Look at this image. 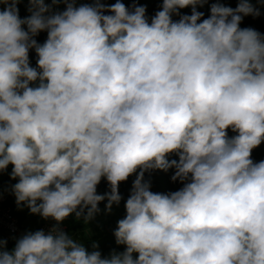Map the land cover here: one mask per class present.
Here are the masks:
<instances>
[{
    "label": "clouds",
    "instance_id": "9594fccd",
    "mask_svg": "<svg viewBox=\"0 0 264 264\" xmlns=\"http://www.w3.org/2000/svg\"><path fill=\"white\" fill-rule=\"evenodd\" d=\"M22 2L0 0V176L55 223L0 238V264H264V33L241 27L264 0H214L206 17L209 0H161L151 17L136 0H26L22 18ZM170 169L182 187L152 191ZM122 200V251L61 227Z\"/></svg>",
    "mask_w": 264,
    "mask_h": 264
},
{
    "label": "trees",
    "instance_id": "16d2710c",
    "mask_svg": "<svg viewBox=\"0 0 264 264\" xmlns=\"http://www.w3.org/2000/svg\"><path fill=\"white\" fill-rule=\"evenodd\" d=\"M80 2H89V0H78V3ZM104 3L111 4L114 3L115 0H103ZM126 4V6L131 7V4L133 0H122ZM214 2V0H209L208 4H205L202 8H198V10L205 12V17L209 14V8L210 3ZM221 3H224L226 6L230 7H236L237 0H220ZM136 3L140 5H145L147 9V15L149 17L153 16L157 10L160 8L161 0H136ZM65 5H63L62 10L64 9ZM182 13L191 14L190 8H184L180 10ZM261 14L259 16H246L244 17L241 26L242 27H252L256 29L257 31L264 33V7H260ZM179 17L174 16L173 19H178ZM47 33L41 32L37 38L38 42L43 43V41L46 39ZM30 62L32 66L36 65V54L34 50L30 51ZM229 135H233L231 131H229ZM170 158H177L175 156ZM252 158L254 161H260L264 160V143H262L259 147L255 148L252 152ZM173 174V170L170 169L168 172H163L161 170H156L152 172L150 179L152 182V188L151 190L154 192H170L178 190L180 187H182V184L179 181L173 182L171 180V175ZM135 177L130 176L129 179L125 182H122L119 187V191L124 197V199L127 198L129 194V190L132 185V181ZM146 178L148 177V174H146ZM4 183V184H3ZM9 176L7 175L2 183L0 180V191H7L9 187ZM107 189L106 181L102 180L101 183L98 185V192H104ZM106 201L101 202V204H105ZM10 204L13 206L14 212L16 213V203H12V199L10 200ZM119 210V218L117 220L110 221V227L109 228H101L100 231L95 234L91 240H88L85 242L86 247L91 250V244L93 241L97 242L99 244V250L102 252V255H108L113 249H116L118 251L123 250V246H118L115 244V237L113 235V231L116 228L117 221L124 217L125 215V209H124V200L121 201L120 205H115ZM17 214V213H16ZM72 227V226H71ZM70 229V226H69Z\"/></svg>",
    "mask_w": 264,
    "mask_h": 264
},
{
    "label": "rangeland",
    "instance_id": "374dc122",
    "mask_svg": "<svg viewBox=\"0 0 264 264\" xmlns=\"http://www.w3.org/2000/svg\"><path fill=\"white\" fill-rule=\"evenodd\" d=\"M64 4H60L58 6V8L60 10H62ZM19 10H20V16L23 18L24 16L28 15L29 13L27 12V10H23L21 4L18 5ZM242 27V26H241ZM8 171H11V166H9ZM7 173H4L2 176H0V180L1 183L3 181V179L7 176ZM16 181L14 180H10L9 179V183L13 184ZM4 184V183H3ZM8 191V190H7ZM10 192V191H8ZM103 193V192H100ZM12 203H16L15 202V197L14 195L12 196ZM16 205V204H15ZM17 206V205H16ZM99 207L101 209V212L96 214L95 218L92 219L91 221H89V223L87 225H85L83 223V221H75L74 220V216H69L64 222L68 225V227L70 226L69 232L73 235H78L80 236L84 242L91 240L92 237L97 234L101 228H109L110 227V221L112 220H117L119 218V212L120 210L113 205L112 211L111 213H105L104 208H105V204H99ZM18 208V207H17ZM19 216L23 217L26 216L28 214V216H31V219L34 220L37 223H43L44 220H42L39 216L34 215V214H30L29 210L27 208H23V209H19L16 212ZM72 226V227H71ZM85 229H88V233L85 234Z\"/></svg>",
    "mask_w": 264,
    "mask_h": 264
},
{
    "label": "built area",
    "instance_id": "2783aa9c",
    "mask_svg": "<svg viewBox=\"0 0 264 264\" xmlns=\"http://www.w3.org/2000/svg\"><path fill=\"white\" fill-rule=\"evenodd\" d=\"M23 3V2H22ZM12 194L8 191H3V195L0 196V238H4L8 240V247L11 248L14 244L13 237L21 236L25 231L32 230L35 231L37 229L47 230L54 221H44L43 223L27 227L20 217L14 212L13 206L10 204V200L12 198ZM61 227L69 232L68 225L63 222Z\"/></svg>",
    "mask_w": 264,
    "mask_h": 264
},
{
    "label": "crops",
    "instance_id": "0c3cea01",
    "mask_svg": "<svg viewBox=\"0 0 264 264\" xmlns=\"http://www.w3.org/2000/svg\"><path fill=\"white\" fill-rule=\"evenodd\" d=\"M20 4H21V6H22V9L26 11V9H27V3H26V0H25V2L20 3ZM15 209H16V212H17V210H18L17 206L15 207ZM17 215H18V214H17ZM18 216H19V215H18ZM19 217H20V219L22 220V222H23L27 227L37 226V225L41 224V223H37V222H35L34 220H32V219H31V216L29 217L28 214H27L26 216H23V217L19 216Z\"/></svg>",
    "mask_w": 264,
    "mask_h": 264
}]
</instances>
